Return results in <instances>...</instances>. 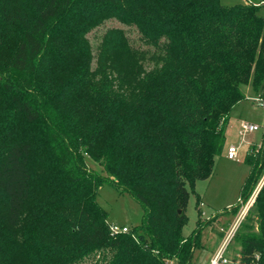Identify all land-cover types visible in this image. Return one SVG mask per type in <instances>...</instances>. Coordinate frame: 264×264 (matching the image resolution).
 I'll use <instances>...</instances> for the list:
<instances>
[{
	"label": "trees",
	"instance_id": "trees-1",
	"mask_svg": "<svg viewBox=\"0 0 264 264\" xmlns=\"http://www.w3.org/2000/svg\"><path fill=\"white\" fill-rule=\"evenodd\" d=\"M263 7L0 0V264H194L191 192L215 171L242 87L264 90ZM106 19L153 52L112 27L94 53L88 34ZM260 145L242 195L264 170ZM110 183L144 207L127 233L98 202ZM242 224L233 264H264V184Z\"/></svg>",
	"mask_w": 264,
	"mask_h": 264
},
{
	"label": "rangeland",
	"instance_id": "rangeland-1",
	"mask_svg": "<svg viewBox=\"0 0 264 264\" xmlns=\"http://www.w3.org/2000/svg\"><path fill=\"white\" fill-rule=\"evenodd\" d=\"M244 1L257 3V0H221L227 6ZM260 14L264 16V7ZM112 27L123 28L134 47L149 50L150 53L153 52L154 47L145 44L136 27L119 23L115 19H106L101 26L88 34L94 53H96L106 30ZM95 64L94 62L93 66ZM152 65L149 61L146 63L147 68L152 67ZM242 92L245 99L233 107L227 127L229 131L226 129V143L229 141V144L235 143L240 146L238 156L235 159H229L228 148L225 145L224 151L216 160L217 164L212 176L209 179L197 181L195 184L186 209L189 221L183 230L185 236L190 235L198 228V221L201 219L199 225L202 226V230L198 238L201 248L195 251L194 264L210 263L212 254L222 241V235H227V237L232 235L224 254L229 259L228 264H233V260L239 258L241 244L236 239L237 230L241 225L244 228L242 222L246 220L259 190L264 184L263 170L259 178L249 183L242 195L252 168L244 161L245 155L247 150H254L258 154L263 140L264 107L262 104H264V90L257 93L252 83H249L242 87ZM241 121L255 123L259 125L260 130L243 136L239 130ZM87 165L92 170L95 169L104 175L107 174L103 165L90 158H87ZM97 196L98 202L109 212V223L126 225L131 230L142 222L145 214L144 207L128 191H121L110 183L103 185L98 190ZM233 207H236V210Z\"/></svg>",
	"mask_w": 264,
	"mask_h": 264
},
{
	"label": "built area",
	"instance_id": "built-area-1",
	"mask_svg": "<svg viewBox=\"0 0 264 264\" xmlns=\"http://www.w3.org/2000/svg\"><path fill=\"white\" fill-rule=\"evenodd\" d=\"M262 106L264 107V104H262ZM259 128H260L259 125L252 123L250 121L249 122L241 121L240 125H239L240 134L243 136L245 134L254 133V132L260 130ZM239 149H240V146H238L236 144L230 145V147L228 148V158L229 159H235L238 156ZM110 227H111L112 233H127L130 230L129 227L119 225L116 223H111ZM231 236L232 235L227 237V239H226L227 241H226L225 245L222 246L221 249L216 253L211 264H228L229 259L226 256H224V254H225L226 246H227V244H229L230 239L232 238Z\"/></svg>",
	"mask_w": 264,
	"mask_h": 264
},
{
	"label": "crops",
	"instance_id": "crops-1",
	"mask_svg": "<svg viewBox=\"0 0 264 264\" xmlns=\"http://www.w3.org/2000/svg\"><path fill=\"white\" fill-rule=\"evenodd\" d=\"M245 2V1H244ZM227 130H228V128H227ZM229 131V130H228ZM235 144V143H234ZM234 144H232V143H230L229 144V141L226 143V146H227V148H229L230 147V145H234ZM248 151V150H247ZM123 226H126V225H123ZM227 239V235H222V237H221V243L218 245V247H217V249H216V251L212 254V257L210 258V263L209 264H211V262H212V260H213V258L215 257V255H216V253L221 249V247L222 246H224L225 245V243H226V240ZM194 256H195V253H194Z\"/></svg>",
	"mask_w": 264,
	"mask_h": 264
}]
</instances>
